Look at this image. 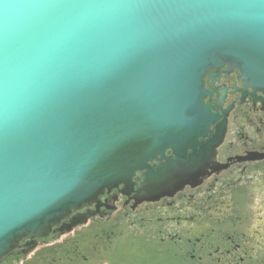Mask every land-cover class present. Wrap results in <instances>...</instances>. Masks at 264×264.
<instances>
[{"label": "water", "instance_id": "1", "mask_svg": "<svg viewBox=\"0 0 264 264\" xmlns=\"http://www.w3.org/2000/svg\"><path fill=\"white\" fill-rule=\"evenodd\" d=\"M233 70L264 91V0H0V264L137 171V200L197 179Z\"/></svg>", "mask_w": 264, "mask_h": 264}, {"label": "flooded vegetation", "instance_id": "2", "mask_svg": "<svg viewBox=\"0 0 264 264\" xmlns=\"http://www.w3.org/2000/svg\"><path fill=\"white\" fill-rule=\"evenodd\" d=\"M239 75L205 77L204 102L218 116L208 136L220 129L223 136L197 179L137 200V171L133 191L105 190L98 210H80L93 212L85 223L38 239L27 255L2 264H264V91Z\"/></svg>", "mask_w": 264, "mask_h": 264}]
</instances>
